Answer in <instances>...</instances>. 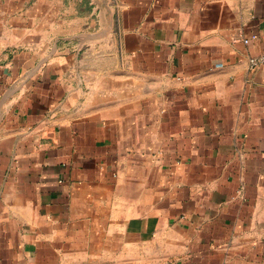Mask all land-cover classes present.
Returning <instances> with one entry per match:
<instances>
[{"label":"crops","instance_id":"0c3cea01","mask_svg":"<svg viewBox=\"0 0 264 264\" xmlns=\"http://www.w3.org/2000/svg\"><path fill=\"white\" fill-rule=\"evenodd\" d=\"M60 5L0 0V264H264V0Z\"/></svg>","mask_w":264,"mask_h":264},{"label":"rangeland","instance_id":"374dc122","mask_svg":"<svg viewBox=\"0 0 264 264\" xmlns=\"http://www.w3.org/2000/svg\"><path fill=\"white\" fill-rule=\"evenodd\" d=\"M56 3H60V7L56 9L58 17L62 19H71L78 17L89 16L90 14V2L91 0H49ZM56 32L63 34L74 33L78 30L76 25H60L55 26Z\"/></svg>","mask_w":264,"mask_h":264},{"label":"built area","instance_id":"2783aa9c","mask_svg":"<svg viewBox=\"0 0 264 264\" xmlns=\"http://www.w3.org/2000/svg\"><path fill=\"white\" fill-rule=\"evenodd\" d=\"M251 39H255V36H252ZM240 41H242V43H244V44H248L249 43V40L245 39V38L240 39ZM263 63H264V55H262L260 57H257V58H252L250 60V64L252 66H256V65H259V64H263Z\"/></svg>","mask_w":264,"mask_h":264}]
</instances>
